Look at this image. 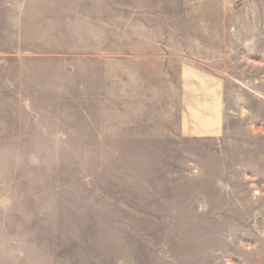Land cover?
I'll list each match as a JSON object with an SVG mask.
<instances>
[{
  "label": "rangeland",
  "instance_id": "obj_1",
  "mask_svg": "<svg viewBox=\"0 0 264 264\" xmlns=\"http://www.w3.org/2000/svg\"><path fill=\"white\" fill-rule=\"evenodd\" d=\"M0 264H264V0H0Z\"/></svg>",
  "mask_w": 264,
  "mask_h": 264
},
{
  "label": "crops",
  "instance_id": "obj_2",
  "mask_svg": "<svg viewBox=\"0 0 264 264\" xmlns=\"http://www.w3.org/2000/svg\"><path fill=\"white\" fill-rule=\"evenodd\" d=\"M186 75L182 128L192 135H220L224 115L222 80L191 69Z\"/></svg>",
  "mask_w": 264,
  "mask_h": 264
}]
</instances>
